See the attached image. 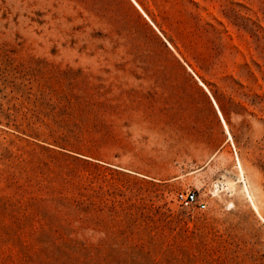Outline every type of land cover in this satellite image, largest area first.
<instances>
[{"label":"rangeland","instance_id":"rangeland-1","mask_svg":"<svg viewBox=\"0 0 264 264\" xmlns=\"http://www.w3.org/2000/svg\"><path fill=\"white\" fill-rule=\"evenodd\" d=\"M0 264H264V0H0Z\"/></svg>","mask_w":264,"mask_h":264},{"label":"built area","instance_id":"built-area-1","mask_svg":"<svg viewBox=\"0 0 264 264\" xmlns=\"http://www.w3.org/2000/svg\"><path fill=\"white\" fill-rule=\"evenodd\" d=\"M177 199L184 208H190L197 204V197L193 192H181L178 194Z\"/></svg>","mask_w":264,"mask_h":264},{"label":"bare ground","instance_id":"bare-ground-1","mask_svg":"<svg viewBox=\"0 0 264 264\" xmlns=\"http://www.w3.org/2000/svg\"><path fill=\"white\" fill-rule=\"evenodd\" d=\"M134 1V0H133ZM135 3V2H134ZM136 4V3H135ZM137 5V4H136ZM139 8V7H138ZM215 104V103H214ZM215 106H216V104H215ZM216 108H217V106H216ZM217 110H218V113H219V115H220V117H221V120H222V122H223V124H224V127H225V129H226V132H227V134H228V139L231 141L232 140V138H231V135H230V133H229V131H228V128H227V125H226V123H225V121H224V119H223V117H222V115H221V113H220V111H219V109L217 108ZM237 161H238V165H239V167H240V163H239V160H238V158H237Z\"/></svg>","mask_w":264,"mask_h":264},{"label":"trees","instance_id":"trees-1","mask_svg":"<svg viewBox=\"0 0 264 264\" xmlns=\"http://www.w3.org/2000/svg\"><path fill=\"white\" fill-rule=\"evenodd\" d=\"M215 100H216V102L218 103V98H215ZM219 104V103H218ZM219 109L221 110V112H222V114H223V116L225 115V112H224V109L221 107V106H219Z\"/></svg>","mask_w":264,"mask_h":264}]
</instances>
